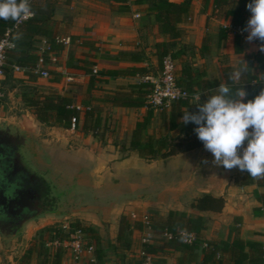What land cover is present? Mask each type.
<instances>
[{
	"label": "crops",
	"instance_id": "1",
	"mask_svg": "<svg viewBox=\"0 0 264 264\" xmlns=\"http://www.w3.org/2000/svg\"><path fill=\"white\" fill-rule=\"evenodd\" d=\"M190 1L191 18L179 25L184 32L175 40L159 34L157 25L143 19L147 4H135L134 0L58 2L52 16L54 38H69V42L53 43L56 61L45 64L50 75L49 78H41V83L44 81L45 92L73 96L74 105L81 110L84 105L96 107L101 119L99 132L105 143L81 130L83 111L77 121L79 129L42 123L26 106L29 111L25 120H11L12 117L0 114V126L9 127L12 132H21L25 137L22 146L24 158L38 172L52 176L57 191L54 200L60 197L62 202L58 209L29 220L13 241L21 237V241L27 243L36 231L60 216L75 218L96 229L106 251L105 264H139L140 260H145L141 255L142 243L145 240L151 242L158 235L150 228L134 230L130 248L124 251L123 259L117 261L113 246L117 243L120 217L124 214L130 220L129 212L141 215L149 209L162 217L170 211H177L204 217V227L195 251L196 260L202 258V248L209 241L231 242L239 239L243 241L242 251L234 248L230 252H222L218 264H235V260L242 264L261 262L264 206L260 195L264 194V185L253 178L251 183L245 184L240 177L246 172L213 164V155L205 150L203 144L166 158L146 160L131 149L123 155L113 144L111 135L108 136L109 131H114L115 137L125 138V147L130 148L131 132L144 116L146 107L115 105L107 100V96L122 87L138 83L143 77L100 75V72L109 68L145 66L148 74L156 75L159 72L156 42L166 41L174 50L181 49V56L174 58L176 70L185 63L205 71V79L212 85L190 99V103L197 107V98L202 97L203 103L208 95L215 94L220 83L229 84L233 92L237 87L246 92L248 80L255 76L252 84L260 82L264 89V65L258 50L259 41L249 43L246 40L248 33L244 31V35L240 36L241 50L235 51L231 17H226L224 13L216 15L217 11L213 13L212 0L206 4L203 0ZM250 15L248 12L246 23ZM205 35L209 38L208 51L201 50ZM131 52L139 53L142 59L135 61L120 57L122 53ZM241 59L247 62L248 70L238 84H233L228 74L241 66ZM84 68L97 69L95 74L100 80L92 88L89 87L90 74ZM50 71L56 73L51 74ZM13 77L22 79L27 85L37 83L29 78L25 70L13 71ZM53 77L58 79L55 81ZM22 94L19 98L23 102ZM243 99L244 102L251 100L246 96ZM152 121L158 128L149 126L148 133L157 137L163 135L166 123H163L159 110H154ZM244 146H247V140ZM202 194L222 196L225 203L221 211L192 208L190 203ZM181 255L179 251H169L151 255L150 260L156 264H178ZM84 263V259L74 263L69 252L64 253L62 264Z\"/></svg>",
	"mask_w": 264,
	"mask_h": 264
},
{
	"label": "trees",
	"instance_id": "2",
	"mask_svg": "<svg viewBox=\"0 0 264 264\" xmlns=\"http://www.w3.org/2000/svg\"><path fill=\"white\" fill-rule=\"evenodd\" d=\"M126 2L127 0H116ZM206 4L208 0H203ZM250 0H212V10L216 15L224 13L226 17H231V27L243 26L247 20L248 9L246 5ZM135 4H147L143 19L149 23L157 25L159 34L167 36L169 39L175 40L183 35V29L179 26L181 23L187 22L191 18V1L183 0L174 2L171 0H134ZM57 5L52 0H33L31 10L33 15L18 25L13 32V41L15 47L8 52L7 66L5 68V79L13 77L12 65H18L26 68L25 72L32 81H37V76L33 69L36 68L38 61L37 45L41 37L46 38L53 49L54 38V20L52 16ZM13 20L0 19V39L3 38L7 29L13 26ZM221 29V28H220ZM208 36L203 37L201 46L202 51L209 50ZM241 37L237 33L234 34L235 51L241 50ZM157 67L160 69L161 61L164 56L170 55L173 58H179L181 49L174 50L166 41L155 43ZM125 55V56H124ZM120 57L123 59H131L140 61L142 56L139 53H122ZM119 57V58H120ZM48 59L45 60L48 63ZM90 74L89 87L92 88L96 81L100 78L91 70L84 68ZM56 73V72H52ZM149 70L145 66H130L124 69L109 68L100 72V75H139L141 77L150 76ZM177 84L187 90L192 96L199 91L207 90L211 87V83L205 79V71L198 67L182 63L175 71ZM4 79V80H5ZM57 80L58 77H53ZM255 76L250 77L246 87V98L254 99L263 89L260 82L252 81ZM3 80V82H4ZM123 88V89H122ZM121 90L113 91L108 94L107 100L115 105L127 107H146L144 116L138 120L131 132L130 147L137 151L140 157L153 159L156 157H168L180 152L188 151L201 146L203 143L198 139L194 129L197 127L192 122L184 124L181 117L185 110L190 113L198 111L195 104L190 103V99L171 102L167 107L160 109V116L163 123H166V132L157 137L154 133H148V127L151 125L154 117V109L147 105V95L152 89L149 81L141 80L136 84L128 87H122ZM126 89V90H124ZM23 103L31 109L36 117L42 123L56 124L62 127H70L71 118L75 117L79 120L80 113L83 111V120L81 130L84 133H91L96 136L101 127V119L99 111L96 107L84 105L81 110L74 105V98L71 95L59 94L55 91L45 92L36 86H32L29 91L23 92L21 95ZM202 97H200V103ZM242 182L247 184L252 182V178L247 174H241ZM264 185V179L256 180ZM264 206V194L260 195ZM225 203L222 196H213L203 194L191 202L190 206L198 210L221 211ZM150 222L146 226L140 221H130L126 216L122 215L119 221V229L117 235V243L113 246L117 254V261L123 259L124 251L128 250L131 245V235L134 230H142L149 227L158 235L151 242H143L142 250L145 253L156 255L158 253H168L169 251L181 252L178 264L185 262L194 264H218L222 252H230L234 248L242 251L243 241L233 239L223 241H209L207 246L202 248V258L196 260V249L198 248V240L192 243H185L182 240L180 231L194 232L198 237L200 231L204 227L205 220L200 215H188L186 212L170 211L166 217L160 216L155 210L149 209ZM79 230L85 234L88 244H93L94 261H87L84 264H105L106 251L101 245L100 237L96 229L90 225H86L79 220L69 223L66 229L44 227L40 229L38 238L31 240L29 247L25 250L21 264H30L33 253L42 256L37 264H62L65 249L57 247L48 249L44 247L48 239H65L72 231ZM164 232H168L172 237L165 240L162 236ZM44 233L48 237H44ZM262 254V252H261ZM261 257V255H260ZM141 260L139 264H141ZM152 264L156 262L152 261ZM235 264H242L241 261L235 260ZM264 260L261 257V262Z\"/></svg>",
	"mask_w": 264,
	"mask_h": 264
},
{
	"label": "clouds",
	"instance_id": "3",
	"mask_svg": "<svg viewBox=\"0 0 264 264\" xmlns=\"http://www.w3.org/2000/svg\"><path fill=\"white\" fill-rule=\"evenodd\" d=\"M246 7L251 13L244 28L246 40L259 41L258 50L264 52V0H250ZM32 15L30 0H0V19L19 22ZM247 70V62L241 59V66L229 72L228 79L238 84ZM245 96L241 87L233 92L229 84L220 83L203 103L199 96L198 111L185 110L181 121L197 125L194 131L205 150L212 153L213 164L228 170L238 168L259 180L264 179V89L247 102Z\"/></svg>",
	"mask_w": 264,
	"mask_h": 264
},
{
	"label": "built area",
	"instance_id": "4",
	"mask_svg": "<svg viewBox=\"0 0 264 264\" xmlns=\"http://www.w3.org/2000/svg\"><path fill=\"white\" fill-rule=\"evenodd\" d=\"M33 0H30L32 3ZM138 16V14L136 15ZM31 17V16H30ZM29 17V18H30ZM21 19L19 22L14 21L13 26L5 32L2 39H0V86L5 78V68L7 64L8 52L15 47V42L13 41V32L15 29L18 28V25L21 24L23 21L27 19ZM234 33H237L240 36L244 35V29L242 26L234 27ZM56 43H68L69 38H58L55 39ZM37 53H38V61L36 68L33 69L35 73H38L41 77H48L49 70L45 67V60L48 59L49 62H55L56 57L53 54V50L51 48L50 42L41 37L39 39L37 45ZM261 56V62L264 65V52L259 51ZM13 71H24L26 68L20 67L18 65H12ZM176 62L173 57L170 55H166L163 57L161 61V66L159 72L156 75L144 76L143 80L149 81L152 84V89L150 93L147 95V105L152 107L154 110H160L164 107H167L171 102L185 100L191 98L195 95H191L187 90L182 88L177 84L176 78ZM93 72L96 73L97 69H93ZM82 109L81 107H77ZM72 129L77 127V120L75 117L71 118V125ZM129 217L131 221H140L144 225H148L150 222V215L149 213H143L141 215L137 214L135 211L129 212ZM68 226H64L63 229H66ZM149 228V227H145ZM182 235V240L185 243H192L194 241L199 240V237L194 232H187L185 230L180 231ZM162 236L165 240H168L172 237V235L168 232H164ZM144 242H149L145 240ZM45 246L48 249H54L57 247H62L65 249V252H69L72 262L79 263L81 260L84 259L85 262L87 261H94L93 256V244H88L85 234L79 230L72 231L69 236L63 240L55 238L52 241H46ZM207 246V243L204 244ZM143 258L145 260L142 261L141 264H152L150 258L151 254L145 253L142 250ZM262 259L264 260V244H262Z\"/></svg>",
	"mask_w": 264,
	"mask_h": 264
},
{
	"label": "water",
	"instance_id": "5",
	"mask_svg": "<svg viewBox=\"0 0 264 264\" xmlns=\"http://www.w3.org/2000/svg\"><path fill=\"white\" fill-rule=\"evenodd\" d=\"M20 143H25V137L21 132H12L9 127L0 126V237L8 244L15 236L21 234L24 225L29 220L58 209L62 203L60 197L59 200H54L53 196H57V191L53 186L52 176L35 170L34 166L24 158V154L23 161L21 160L17 150ZM21 150L23 152L24 149ZM23 206H27L32 211V215L23 218L16 231L11 221L22 211ZM65 218L68 219V217ZM74 220L79 219L70 218L59 227L69 226V223ZM4 228L7 230L3 231Z\"/></svg>",
	"mask_w": 264,
	"mask_h": 264
},
{
	"label": "rangeland",
	"instance_id": "6",
	"mask_svg": "<svg viewBox=\"0 0 264 264\" xmlns=\"http://www.w3.org/2000/svg\"><path fill=\"white\" fill-rule=\"evenodd\" d=\"M52 1L55 2L56 5L58 6V2H61L62 0H52ZM51 74L53 73L51 72ZM36 76H37V83L35 85H27L28 83L23 82L22 79H16L15 77H12L8 80L6 79L4 80L0 88V111H1L0 114L4 113L5 117H8V118L12 117L11 120L13 119L18 120L19 118L25 120L26 118H28L27 116L28 109L25 108V105L20 100L19 96H20V93L29 91L32 86H36L42 90H45L43 89L45 88L44 81H42L43 83H41V80H42L41 78H44V77H41L38 73L36 74ZM46 78H49V76ZM151 126L152 128L154 127L153 129L158 128L155 122L153 124V121H152V124L150 125V128ZM76 129H79V128L76 127ZM109 134L112 137L113 144L118 147L121 153L123 152V155L126 153L127 150L131 149V147L128 149L125 147V144H126L125 138L119 139L118 136L115 137L114 131H109L108 136ZM100 135H101V132H99L96 135L97 140H99L102 143H105L104 138H102ZM146 160H150V159H146ZM88 199L90 198L88 197ZM68 220H70V218L66 219L63 216H60L56 220H54L53 223L46 225V226H50V228H53V229L61 228L59 226H61L64 223V221H68ZM40 232H41L40 230L36 231L34 236L27 243L22 242L21 237H18V239H16L15 241L11 240L10 243L8 244L6 240H3V238L0 237V264H21L22 256L26 248L29 247L31 240L38 238L39 236L38 234ZM43 236L46 238L48 237V234L44 233ZM52 240L53 239L51 240L48 239L47 241H52ZM44 247L46 246L44 245ZM32 258L33 259L30 262V264H37L40 260H42V256L38 257L36 253H33Z\"/></svg>",
	"mask_w": 264,
	"mask_h": 264
},
{
	"label": "flooded vegetation",
	"instance_id": "7",
	"mask_svg": "<svg viewBox=\"0 0 264 264\" xmlns=\"http://www.w3.org/2000/svg\"><path fill=\"white\" fill-rule=\"evenodd\" d=\"M10 132V131H9ZM11 133V132H10ZM22 145L23 144H19L18 145V148H17V150L19 151V153H20V157H21V160L23 161V152H22ZM21 161V162H22ZM27 205V204H26ZM35 211H37V209L35 210ZM29 215H32V211L31 210H29V208L27 207V206H23V208H22V211L19 213V214H17V215H15L13 218H12V224H13V229H16V231H17V229L19 228V223L23 220V218H25V217H28ZM7 229L6 228H4L3 229V231H6Z\"/></svg>",
	"mask_w": 264,
	"mask_h": 264
}]
</instances>
